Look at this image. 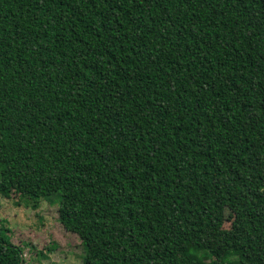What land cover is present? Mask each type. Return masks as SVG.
I'll return each mask as SVG.
<instances>
[{"label":"trees","instance_id":"1","mask_svg":"<svg viewBox=\"0 0 264 264\" xmlns=\"http://www.w3.org/2000/svg\"><path fill=\"white\" fill-rule=\"evenodd\" d=\"M53 195L82 264H264V0H0V197Z\"/></svg>","mask_w":264,"mask_h":264},{"label":"rangeland","instance_id":"2","mask_svg":"<svg viewBox=\"0 0 264 264\" xmlns=\"http://www.w3.org/2000/svg\"><path fill=\"white\" fill-rule=\"evenodd\" d=\"M40 203L34 210L30 199L0 197V224H5L10 241L22 249L20 264H82L81 240L58 223L56 195ZM231 218L226 212L224 228H229Z\"/></svg>","mask_w":264,"mask_h":264}]
</instances>
